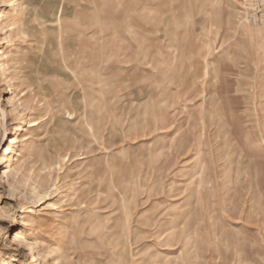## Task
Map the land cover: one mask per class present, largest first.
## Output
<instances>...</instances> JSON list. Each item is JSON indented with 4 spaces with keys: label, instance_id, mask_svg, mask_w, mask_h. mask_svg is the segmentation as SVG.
Instances as JSON below:
<instances>
[{
    "label": "rangeland",
    "instance_id": "rangeland-1",
    "mask_svg": "<svg viewBox=\"0 0 264 264\" xmlns=\"http://www.w3.org/2000/svg\"><path fill=\"white\" fill-rule=\"evenodd\" d=\"M0 264H264V0H0Z\"/></svg>",
    "mask_w": 264,
    "mask_h": 264
},
{
    "label": "bare ground",
    "instance_id": "bare-ground-1",
    "mask_svg": "<svg viewBox=\"0 0 264 264\" xmlns=\"http://www.w3.org/2000/svg\"><path fill=\"white\" fill-rule=\"evenodd\" d=\"M34 125H36V124H34Z\"/></svg>",
    "mask_w": 264,
    "mask_h": 264
}]
</instances>
